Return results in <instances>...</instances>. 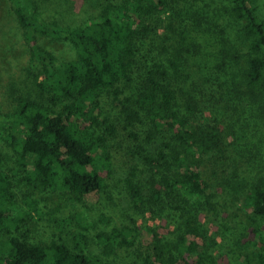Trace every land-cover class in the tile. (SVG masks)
I'll return each mask as SVG.
<instances>
[{"label": "trees", "instance_id": "1", "mask_svg": "<svg viewBox=\"0 0 264 264\" xmlns=\"http://www.w3.org/2000/svg\"><path fill=\"white\" fill-rule=\"evenodd\" d=\"M107 1L97 17L72 27L42 20L31 0H11L31 62L40 65L34 83L50 100L22 97L12 113L0 117V140L24 170L27 213H39L38 197L45 193L58 191L82 205L105 187L117 135L106 104L111 99L120 108L124 129L141 140L136 149L145 168L126 178L130 201L141 208L153 200L180 218L175 238L155 231L151 249L139 248L144 264H202L207 259L216 264L204 252L209 229L203 211L215 208L221 190L204 177L203 163L227 165L230 158L226 129L216 114L227 95L255 105L264 130V19L251 0H230L225 11L242 24L238 35L244 41L237 43L248 46L245 65L235 81L218 74L199 82V75L192 79L186 67L195 68L190 59L199 55L202 42L211 34L222 40L218 66L223 69L230 40L216 20L196 7L197 0ZM200 21L208 27L203 29ZM42 37L69 41L76 57L59 61L38 45ZM232 55L242 59L235 49ZM207 107L212 118L204 115ZM141 125L146 127L143 139L137 130ZM149 173V182L142 179ZM14 198L11 179L0 170V232L8 235L0 244V264H107L101 253L135 245L136 231L123 226L97 233L101 252L90 251L87 232L94 223L82 211L75 213L81 231L73 236V247L62 239L32 242L14 234L22 220L12 215ZM245 199L254 214L264 217V173ZM71 221L60 220V228Z\"/></svg>", "mask_w": 264, "mask_h": 264}, {"label": "rangeland", "instance_id": "2", "mask_svg": "<svg viewBox=\"0 0 264 264\" xmlns=\"http://www.w3.org/2000/svg\"><path fill=\"white\" fill-rule=\"evenodd\" d=\"M31 1L42 20L72 27L83 25L97 17L102 12L103 5L108 2ZM251 3L256 8L257 15L264 19V0H251ZM230 5V0L196 1V7L200 11H206L226 30L225 39L230 41L226 46L228 57L225 60L228 65L221 69L218 63L222 56H218V51L222 40L217 34L207 36L202 42L199 55L190 59L195 68L190 64L186 67L188 69L186 73L191 72L192 79H197L196 76L199 75V82H203L204 77L215 80L219 74L235 81V77L241 73L242 66L245 65L244 51L248 50V46L245 44L240 47L237 43L244 41L238 35L242 24L225 11V7ZM200 22L203 29L208 27L204 21ZM22 31L11 0H0V117L12 113L22 97L37 99L45 104L50 101L45 93L36 88L33 74L39 71L40 65L31 62L30 46ZM38 45L52 52L59 61L76 57L75 48L66 40L42 37ZM232 49L242 55V59H234ZM128 94L127 91L121 97L124 98ZM234 100L231 101V96L227 95L216 112L218 119L225 126L227 143L231 149L228 163L214 164L208 160L203 163L204 177L216 190L217 188L221 190L215 208H206L203 211L209 229L204 252L205 255H211L216 264H264V217L254 214L245 199V194L257 176L264 173V130L261 119L256 115V106L247 101L242 103V100L240 102L235 98ZM106 104L112 121L117 125V135L112 141L114 147L111 158L112 172L106 179L105 187L94 193L88 204L75 205L57 191L39 196V213L32 211L28 214V206L23 201L24 192L28 188L23 180L24 170L16 162L14 152L0 140V170L8 173L15 193L16 206L13 207L12 215L22 218L19 221V229L15 230L14 234L24 236L32 242L62 239L73 247L75 244L73 236L81 231L75 220V213L82 211L87 220L94 223L87 232L90 251L101 252V246L96 239L97 233L128 226L136 231L135 245L117 247L109 254L101 253L102 258L107 264H144L143 257L137 251L142 249L147 253L148 249H151L152 235L155 231L160 235L175 238L178 235L180 218L176 211L154 204L153 200L147 201L141 208H136L130 201L126 178L132 177L135 171L145 168L142 153L136 149L141 140L136 141L130 131L124 129L120 119V108L113 107L111 99L106 100ZM204 112L206 117L212 118L210 108L207 107ZM138 127L139 138L143 139L141 135H144L146 127L142 125ZM146 147L150 149L149 146ZM150 173L142 179L149 182ZM148 185L150 196L152 190L150 183ZM68 218H72L73 221L66 222L61 229L59 221ZM7 237L5 232H0V244ZM202 264H208V259Z\"/></svg>", "mask_w": 264, "mask_h": 264}]
</instances>
